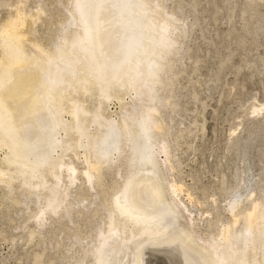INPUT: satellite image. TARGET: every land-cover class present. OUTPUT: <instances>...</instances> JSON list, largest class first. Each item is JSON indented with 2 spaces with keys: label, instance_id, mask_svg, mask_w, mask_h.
<instances>
[{
  "label": "bare ground",
  "instance_id": "6f19581e",
  "mask_svg": "<svg viewBox=\"0 0 264 264\" xmlns=\"http://www.w3.org/2000/svg\"><path fill=\"white\" fill-rule=\"evenodd\" d=\"M66 4L68 15L51 47L21 29L26 17L33 21L44 9L28 15L17 7L0 24V148L7 150L0 182L8 193L17 180L27 198H41L42 209L32 216L40 225L43 212L59 210L68 217L72 199L66 200L59 182L63 176L73 182L76 168L62 158L67 150L82 148L88 183L100 185L114 160L123 171L120 187L100 202L107 224L97 228L75 264H83L85 256L90 264H143L149 252H161L171 264H264V200H252L200 244L191 229L177 224L187 216L176 200V185L163 173L171 163L161 116L170 104L162 90L179 52L180 19L165 10L163 0ZM127 93L134 95L129 107L121 106L115 118L105 112L107 99ZM238 201L235 197L230 210ZM183 235L200 249H181L175 240ZM171 244L177 249L167 253Z\"/></svg>",
  "mask_w": 264,
  "mask_h": 264
},
{
  "label": "rangeland",
  "instance_id": "374dc122",
  "mask_svg": "<svg viewBox=\"0 0 264 264\" xmlns=\"http://www.w3.org/2000/svg\"><path fill=\"white\" fill-rule=\"evenodd\" d=\"M67 1L0 0V24L17 7L28 15L44 9L33 21L26 17L21 29L28 31L27 38L51 47V39L68 15ZM163 5L176 14L184 29L170 80L162 90L170 101L162 110L161 124L171 163L163 167V173L179 190L175 197L187 216L177 224L185 231L191 229L200 244L215 237L237 212L264 200V0H163ZM122 95L104 103L105 112L113 118L134 98L132 93ZM4 148H0L1 163ZM70 151L62 159L75 166L76 177L69 184L64 176L59 182L69 194L66 200L72 199L68 217L59 210L43 212L39 213L43 222L38 224L33 217L42 209L41 198L28 199L17 180L9 193L0 182V264H37L38 260L40 264H75L82 248L92 245L97 228L107 224L100 202L120 187L123 166L114 160L105 168L101 184L94 185L82 174L87 167L83 149ZM235 197L241 202L230 210ZM185 236L175 240L181 249H200ZM166 247L167 253L177 249L172 244ZM83 262L90 264L92 259L85 256ZM168 262L161 252H149L143 260V264Z\"/></svg>",
  "mask_w": 264,
  "mask_h": 264
}]
</instances>
